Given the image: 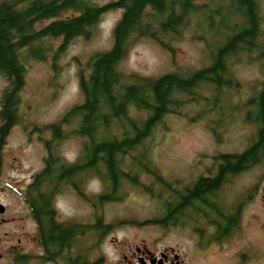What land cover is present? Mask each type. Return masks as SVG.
Returning a JSON list of instances; mask_svg holds the SVG:
<instances>
[{"label": "rangeland", "instance_id": "1", "mask_svg": "<svg viewBox=\"0 0 264 264\" xmlns=\"http://www.w3.org/2000/svg\"><path fill=\"white\" fill-rule=\"evenodd\" d=\"M91 1L96 5H103L114 0ZM71 13L72 11H68L66 14ZM122 13L121 8H109L104 11L92 26L87 39L78 36L66 43L61 50L59 48L63 45L62 38L47 39L51 50L47 52L46 58L31 57L26 62L24 84L18 91V120L7 137L5 148L6 160L14 161L17 165L19 163L20 172L6 171L1 180H10L8 175H14L19 179L18 187L25 186L31 174L40 168L44 155L43 140L54 138L51 128L46 129V126L60 122L63 114L70 111L74 105L83 103L80 71L88 74L89 57L111 48L113 30ZM262 14L264 17V2ZM47 22L48 20L40 21L36 27H41ZM193 22L182 30L181 37L171 40V49L163 48L156 40L145 36L132 37L125 56L117 65L118 71L123 75L122 82L133 83L135 77L131 76L156 77L166 72L189 73L208 65L210 58L203 43L191 37L196 32L192 30ZM232 61L234 80L240 86L223 88L221 92H216L208 83H203L190 94L196 93L197 100L182 94L181 105L167 112L163 121L142 143L141 149L146 151L144 161L146 164L148 161L149 169L154 171H138V184L124 180L117 198L102 204V209L97 213H102V220L112 223L113 228L107 231L102 244L94 251L96 255H102L106 259L101 264H128L132 247L135 244L140 245L142 241L158 247H180L184 253L194 256V227L204 225L208 232L212 230L204 222L198 223V227L195 226L193 217L187 219L186 226L182 227L174 223H158L157 219L164 214L162 212L169 208L166 201L173 202L172 191L165 188L160 179L174 187H178L174 179L176 177H180L181 183H189L195 172L201 174L207 171L203 166L205 163L214 165L212 158L207 157L215 154L216 150L238 152L249 145L257 126L251 121V118H256V110L247 100L254 93L253 85L262 78V71L257 62L249 64L245 60H239V57H234ZM8 86L9 81L0 74V108ZM213 94L220 97L221 101L212 103L200 98L208 97L212 100ZM129 116L141 121L146 112L131 108ZM74 119L62 126L65 137H62L60 142L52 143L55 146L53 151L68 162L82 156V144L85 141V137L71 133L77 123L76 118ZM213 126L216 130L223 131L219 140L214 138ZM112 131L118 136L121 134L116 122L113 123ZM134 152L124 155L120 164L123 171H129L132 165L130 155H134ZM198 159L202 162L200 166L195 163ZM130 173L133 171L130 170ZM230 177L236 178L234 181L229 180L233 182L225 185V189H247L249 184L256 183L260 191L264 188V164H261L260 168L252 167L241 175ZM84 179L86 194L105 191V182L97 174L85 175ZM0 183L4 186L2 181ZM150 186L152 188L149 189ZM108 189L107 184V191ZM9 195L13 194L8 191L0 192L2 201L5 202L6 197L8 204L17 207L16 203L19 204L21 198L18 196L16 199ZM56 203L62 218L78 219L84 215L86 223L100 218L95 217L94 206L86 200H78L70 187H64L57 195ZM131 220L132 222H129ZM92 243L93 238L87 235L85 245ZM5 244L15 243L7 236ZM35 252L40 253V247H37ZM125 252L126 259L120 261ZM211 257L212 253H209L203 259ZM29 261L27 264H39L35 259ZM0 264L13 263L10 257H6L5 260L0 259Z\"/></svg>", "mask_w": 264, "mask_h": 264}, {"label": "trees", "instance_id": "2", "mask_svg": "<svg viewBox=\"0 0 264 264\" xmlns=\"http://www.w3.org/2000/svg\"><path fill=\"white\" fill-rule=\"evenodd\" d=\"M264 0H114L96 5L91 0H0V74L9 81L1 102L0 117L12 121L17 117L18 91L24 84L25 64L31 58L44 59L51 50L47 39L62 38L63 45L78 36L86 39L100 15L109 8H122L123 13L113 30V44L107 51L96 52L88 59L89 73L80 71V88L84 101L74 105L59 123L49 125L53 141L65 137L62 126L76 118L71 131L85 137L79 170L85 175L97 174L105 182V191L99 194L96 206L117 197L124 180L137 183L138 171H151L144 161L146 151L142 143L153 129L163 121L167 112L181 105L182 94L208 83L213 91L240 86L231 67L233 58L247 63L257 62L262 78L253 86L248 103L256 110V134L248 147L233 154H223L219 175L200 178L183 203L216 187L224 172L232 173L243 165L264 161ZM72 11L71 14H66ZM48 22L36 27L40 21ZM194 21L191 37L203 43L210 63L189 73L166 72L156 77H135L134 82H122L117 65L125 56L132 37L145 36L156 40L163 48L171 49V40L181 37ZM193 33V32H192ZM47 40V41H46ZM248 105V104H247ZM131 108L144 110L146 116L137 121L129 116ZM250 115L247 116L249 118ZM18 120V119H16ZM17 122V121H16ZM116 122L121 134L113 129ZM119 134V133H118ZM51 144V141H50ZM51 147L54 148L53 144ZM133 173L123 171L120 164L129 152ZM228 159V161L226 160ZM146 160V159H145ZM56 163V161H55ZM78 163L75 164V167ZM69 164L63 176L71 180ZM154 171V170H152ZM57 172V171H55ZM68 172V173H67ZM74 175H76L74 173ZM53 175V191L61 180ZM59 184V186L61 185ZM107 184L109 189L107 191ZM138 184V183H137ZM152 186L149 187V189ZM165 188L169 189V185ZM87 200L92 197L87 196ZM173 215V213H172ZM65 227L53 224L55 237L72 240L82 230L76 223ZM112 224H101L102 236ZM91 224H85L84 231Z\"/></svg>", "mask_w": 264, "mask_h": 264}, {"label": "flooded vegetation", "instance_id": "3", "mask_svg": "<svg viewBox=\"0 0 264 264\" xmlns=\"http://www.w3.org/2000/svg\"><path fill=\"white\" fill-rule=\"evenodd\" d=\"M16 119L17 117L9 121L0 118V181L4 185L1 186L0 183V192L8 191L13 194L9 196L21 198L19 204L16 203L17 207L8 204L6 197L5 202L0 198V259L10 257L13 264H27L34 259L39 264H101L106 261L95 252L87 254L85 251L84 215L78 219H69L62 218L58 212L57 195L64 187H70L78 200H85L82 183L84 173L79 170L81 157L68 162L53 151L49 141H45L40 168L31 174L25 186L18 187L19 179L14 175H8L10 180H1L6 171L20 172L19 163L8 162L5 157L7 137L17 124ZM210 158L214 165L205 163L203 166L207 171L201 174L195 172L189 183H181V179H176L178 187L171 186L169 189L172 191L173 202L166 201L169 208L159 222L174 223L182 227L186 226L187 219L193 217L195 226L198 227V223L202 222L209 225L212 229L210 232L204 225L194 227V256L184 253L180 247H158L142 241L140 245L132 247L128 264H264V188L259 191L256 183L249 184L247 189L224 188L234 181L235 176L247 169L260 168V162L243 165L232 173L224 172L216 187L183 203L182 199L188 194V190L200 178L219 175L223 156L207 157ZM70 163L74 167L69 173L76 174H72L71 180L68 179L69 174L67 177L62 174ZM196 164L200 166L202 162L199 160ZM55 173L65 179L62 183L60 180L61 185L58 184L59 189L54 194ZM171 206L173 207L170 208ZM70 221L77 224L73 232L77 227L82 228L79 234L72 240L68 237H55L53 224L64 227L62 223L69 224ZM7 236L15 244L6 245ZM186 239L188 240L187 237ZM37 247H40V253L35 252ZM209 253H212V257L204 260L203 257L206 258ZM126 257L125 252L120 261H124Z\"/></svg>", "mask_w": 264, "mask_h": 264}, {"label": "bare ground", "instance_id": "4", "mask_svg": "<svg viewBox=\"0 0 264 264\" xmlns=\"http://www.w3.org/2000/svg\"><path fill=\"white\" fill-rule=\"evenodd\" d=\"M17 140V139H16Z\"/></svg>", "mask_w": 264, "mask_h": 264}]
</instances>
